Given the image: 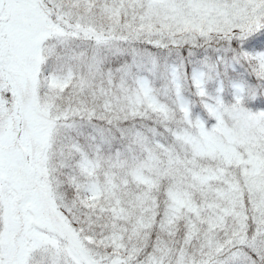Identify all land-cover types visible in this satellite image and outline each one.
<instances>
[{"label":"snow or ice","instance_id":"6c2138e0","mask_svg":"<svg viewBox=\"0 0 264 264\" xmlns=\"http://www.w3.org/2000/svg\"><path fill=\"white\" fill-rule=\"evenodd\" d=\"M0 264H264V0H0Z\"/></svg>","mask_w":264,"mask_h":264}]
</instances>
